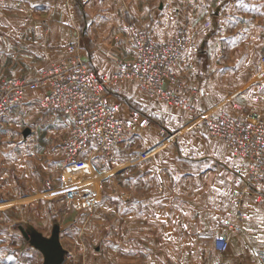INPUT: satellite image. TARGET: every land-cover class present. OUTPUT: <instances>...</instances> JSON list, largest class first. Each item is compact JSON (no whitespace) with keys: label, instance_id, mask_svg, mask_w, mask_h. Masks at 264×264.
Returning a JSON list of instances; mask_svg holds the SVG:
<instances>
[{"label":"crops","instance_id":"0c3cea01","mask_svg":"<svg viewBox=\"0 0 264 264\" xmlns=\"http://www.w3.org/2000/svg\"><path fill=\"white\" fill-rule=\"evenodd\" d=\"M87 21L92 23L84 29ZM134 21L155 40L188 30L190 46L178 76L203 87L208 101H264V81L256 78L260 61L246 56L264 54V0H0V82L8 76L37 77L68 55L70 44H79L84 57L87 47H93V67L111 75L125 53L135 54L122 36ZM43 91L30 92L0 118V154L3 149L16 153L1 160L0 171L26 169L25 177L18 178L23 185L9 175L0 178L2 196L36 198L44 193L36 186L40 175L34 179L29 173L33 163L18 153L26 143L10 128L22 117L20 107L30 104L42 108L45 120L70 125L69 118L43 108ZM123 92L126 96L119 98L162 115V105L136 85L123 84ZM28 134L29 128L22 131L24 137ZM127 150L119 153V172L107 179L115 187L103 190L109 211L103 224L105 264H264L256 252L264 251V187L246 185L243 160L221 141L195 134L189 141L159 143L146 158ZM46 165L40 164V171ZM240 196L247 217L238 221ZM86 222H75L73 229ZM232 224L239 229H231ZM218 237L229 241L223 254L215 246ZM19 255L7 257H13V264H27Z\"/></svg>","mask_w":264,"mask_h":264},{"label":"built area","instance_id":"2783aa9c","mask_svg":"<svg viewBox=\"0 0 264 264\" xmlns=\"http://www.w3.org/2000/svg\"><path fill=\"white\" fill-rule=\"evenodd\" d=\"M129 29L135 54L131 59H120L111 75L99 73L83 56L81 46L70 44L69 54L37 77H6L0 82V118L30 92L44 90L40 99L43 108L70 119L63 154L67 163L76 166L82 152L109 153L117 144L152 125L147 113L139 108L125 109L117 98L122 85L132 83L148 97L195 115L197 131L221 141L232 155L243 160L246 185L264 187V116L257 111L235 115L224 110L195 109L190 96H202L205 90L190 86L177 72L190 46L186 28L166 40L151 38L145 28L135 23ZM260 68L264 72V54ZM161 132L166 133L164 128ZM46 184L50 186V180ZM235 216L238 221L247 217L243 196L236 203ZM230 228L239 229L237 224ZM215 246L223 254L229 241L218 237ZM256 252L264 261V251Z\"/></svg>","mask_w":264,"mask_h":264},{"label":"rangeland","instance_id":"374dc122","mask_svg":"<svg viewBox=\"0 0 264 264\" xmlns=\"http://www.w3.org/2000/svg\"><path fill=\"white\" fill-rule=\"evenodd\" d=\"M91 23V21H87L83 28L88 29ZM131 23L140 26L135 21L129 22L123 30L122 36L123 39L128 40L135 51V44L129 29ZM114 41L116 42V40ZM81 49L83 48L81 47ZM104 49V47L101 48L103 51ZM93 50V47H87L85 57L92 66ZM128 53H125L122 59H131L132 56ZM223 55L228 59V54ZM246 56L249 61L256 59L260 61L262 54H246ZM261 71L256 78L264 81V72ZM123 94L121 87L119 95L123 96ZM125 94L124 96H126ZM119 95L117 98L121 105L125 109L131 108L133 103L125 100L124 97L119 98ZM195 96H190L189 101L198 110L205 109L209 112L224 110L235 115L257 111L264 116V101L231 99L214 102L208 101L206 95H202L197 97L195 102ZM154 100L160 103L164 109L161 116L155 115L145 106L141 107L144 112L155 117V121L151 119V126L117 144L109 153H100L95 150L82 152L76 166L67 163L63 154V144L70 125L68 126L67 123L60 122V120L52 122L45 120L44 116L40 117L41 113H44L40 107L35 108L31 104L28 107H20L22 117H18L17 125H12L10 128L17 132L18 137H22V141L26 143L24 147L22 146V150H18V153L22 157L25 156L24 160L33 163L30 165L29 173L33 175L34 179L40 175L39 178L42 181L40 183L35 180L36 186L44 193L42 197L36 198H21L23 196L10 198L0 195V256H2L0 261H3V264L15 263L14 259H6L7 255L11 254L12 256L15 253L20 254V258L25 259L27 264H44L42 252L32 244L30 238L24 235L21 228L29 232V235H38L42 231L48 236L52 235L53 230L57 228L61 233L60 242L66 251L62 264H105L103 257L105 229H103V224L109 211L108 207L104 209L103 201L106 197L103 190L115 187V184L111 183L110 185L107 179L110 175L119 172L118 157L121 149L127 147L128 154L139 152L142 157L146 158L153 156L159 143L168 144L171 142L173 144L189 141L191 135L195 134L203 136L206 140L211 139L196 130L195 115L188 113L185 109H177L160 100ZM180 120L181 122H179ZM175 124H178V128L175 127ZM32 127L35 129L34 131H31ZM26 128L30 130L28 137L22 135V131ZM162 128L166 133L161 132ZM175 131L179 133L177 134ZM13 152L15 153L11 149L1 150L0 162L4 158L13 157ZM128 154L126 155L128 156ZM40 164H47L44 171H40ZM25 171L24 165L20 170L12 166L9 172L4 171L2 174L3 172L0 171V178H6L9 175L18 180L16 185H23V182L18 178L20 176L24 178ZM29 173L27 172V174ZM46 180H50V186H47ZM35 181L33 182L36 183ZM17 198L18 201H10ZM77 220L87 221L90 224L86 222L82 228L73 229ZM32 225L37 228H31Z\"/></svg>","mask_w":264,"mask_h":264},{"label":"water","instance_id":"95a60500","mask_svg":"<svg viewBox=\"0 0 264 264\" xmlns=\"http://www.w3.org/2000/svg\"><path fill=\"white\" fill-rule=\"evenodd\" d=\"M24 235L30 238L32 244L38 248L44 256V264H62L65 259V249L60 242L59 230L55 228L50 237L45 238L38 235H29L21 228Z\"/></svg>","mask_w":264,"mask_h":264},{"label":"trees","instance_id":"16d2710c","mask_svg":"<svg viewBox=\"0 0 264 264\" xmlns=\"http://www.w3.org/2000/svg\"><path fill=\"white\" fill-rule=\"evenodd\" d=\"M131 108H139L141 111L144 112V110H143L140 106H137V105H135V104H132ZM144 113H146V112H144ZM148 115H149V114H148ZM149 116H150V118H151L153 121H155V117H152L151 115H149Z\"/></svg>","mask_w":264,"mask_h":264},{"label":"snow or ice","instance_id":"6c2138e0","mask_svg":"<svg viewBox=\"0 0 264 264\" xmlns=\"http://www.w3.org/2000/svg\"><path fill=\"white\" fill-rule=\"evenodd\" d=\"M185 227H187V226L185 225ZM6 259H7V260H12V259H13V257H11V256H8V257H6ZM0 264H3V261H0Z\"/></svg>","mask_w":264,"mask_h":264}]
</instances>
